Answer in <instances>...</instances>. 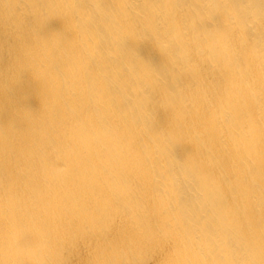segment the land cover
Wrapping results in <instances>:
<instances>
[{
  "label": "clouds",
  "instance_id": "clouds-1",
  "mask_svg": "<svg viewBox=\"0 0 264 264\" xmlns=\"http://www.w3.org/2000/svg\"><path fill=\"white\" fill-rule=\"evenodd\" d=\"M0 264H264V0H0Z\"/></svg>",
  "mask_w": 264,
  "mask_h": 264
},
{
  "label": "bare ground",
  "instance_id": "bare-ground-1",
  "mask_svg": "<svg viewBox=\"0 0 264 264\" xmlns=\"http://www.w3.org/2000/svg\"><path fill=\"white\" fill-rule=\"evenodd\" d=\"M54 27H58L59 25H53ZM147 51V50H146ZM154 55V54H153ZM155 59L158 60V57H155ZM23 90L24 91H30L31 90V85H30V81H29V78L28 77H25V81H24V84H23ZM26 103L28 105H30L32 108H37L38 107V100L36 99V97L34 95H30L26 101Z\"/></svg>",
  "mask_w": 264,
  "mask_h": 264
}]
</instances>
